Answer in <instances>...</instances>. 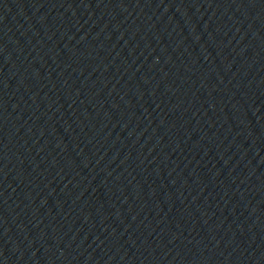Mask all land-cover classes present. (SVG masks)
<instances>
[{"label":"water","instance_id":"1","mask_svg":"<svg viewBox=\"0 0 264 264\" xmlns=\"http://www.w3.org/2000/svg\"><path fill=\"white\" fill-rule=\"evenodd\" d=\"M0 264H264V0H0Z\"/></svg>","mask_w":264,"mask_h":264}]
</instances>
